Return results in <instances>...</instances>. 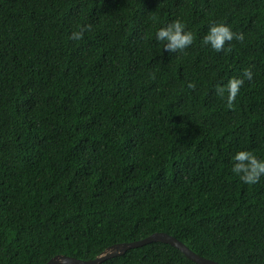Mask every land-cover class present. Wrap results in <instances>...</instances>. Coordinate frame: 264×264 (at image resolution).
I'll use <instances>...</instances> for the list:
<instances>
[{"label":"trees","instance_id":"trees-1","mask_svg":"<svg viewBox=\"0 0 264 264\" xmlns=\"http://www.w3.org/2000/svg\"><path fill=\"white\" fill-rule=\"evenodd\" d=\"M175 19L194 39L169 53L155 31ZM213 22L244 39L202 46ZM233 77L228 107L215 87ZM241 149L264 158V0H0V264L156 232L264 264V175L231 172ZM100 264L196 263L152 242Z\"/></svg>","mask_w":264,"mask_h":264},{"label":"clouds","instance_id":"clouds-1","mask_svg":"<svg viewBox=\"0 0 264 264\" xmlns=\"http://www.w3.org/2000/svg\"><path fill=\"white\" fill-rule=\"evenodd\" d=\"M87 28H90V25L82 27L80 31H73L70 39H81ZM234 38L237 41H242L244 36L243 34L233 32L231 27L226 23L213 22L209 24L200 43L202 46L220 52L225 50V42H231ZM155 39L162 45L161 50L176 53L192 45L194 37L193 33L186 29L185 24L181 20L175 19L159 27L155 31ZM243 75L250 80L252 72L249 69H244ZM243 82L241 78H229L226 84L217 85L215 92L218 96L225 99L228 107H231ZM187 87L193 88L195 85L188 83ZM230 162L231 172L245 184H255L264 175V158H259L250 150H237L230 157Z\"/></svg>","mask_w":264,"mask_h":264},{"label":"water","instance_id":"water-1","mask_svg":"<svg viewBox=\"0 0 264 264\" xmlns=\"http://www.w3.org/2000/svg\"><path fill=\"white\" fill-rule=\"evenodd\" d=\"M152 242H161V243L168 244L174 247L175 249H177L187 259H189L190 261L196 264H220L216 261L204 258L196 254L191 249H189L185 244H183L181 241H179L175 237L169 234H166L164 232L153 233L147 236L146 238H143L138 241L113 244L111 246L106 247L100 254H98L93 259L81 260V259H76L74 257L58 254L50 258L44 264H100L107 259L124 254L129 249L138 248V247L147 245Z\"/></svg>","mask_w":264,"mask_h":264}]
</instances>
